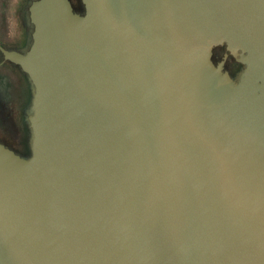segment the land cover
<instances>
[{"label":"water","instance_id":"95a60500","mask_svg":"<svg viewBox=\"0 0 264 264\" xmlns=\"http://www.w3.org/2000/svg\"><path fill=\"white\" fill-rule=\"evenodd\" d=\"M80 1L0 47L31 89L0 264H264V0Z\"/></svg>","mask_w":264,"mask_h":264},{"label":"flooded vegetation","instance_id":"af4514ba","mask_svg":"<svg viewBox=\"0 0 264 264\" xmlns=\"http://www.w3.org/2000/svg\"><path fill=\"white\" fill-rule=\"evenodd\" d=\"M28 2L29 0H0V47L22 51L27 45ZM224 52V47H216L214 58ZM229 58L226 61L227 68L235 75L240 64L235 61L230 64ZM30 98L31 89L27 76L17 64L5 58L0 48V143L22 155L30 153V131L26 120Z\"/></svg>","mask_w":264,"mask_h":264},{"label":"trees","instance_id":"16d2710c","mask_svg":"<svg viewBox=\"0 0 264 264\" xmlns=\"http://www.w3.org/2000/svg\"><path fill=\"white\" fill-rule=\"evenodd\" d=\"M71 2L73 4V6L75 7V9H79L80 10L82 8L81 7V1L80 0H71ZM229 59H230L229 63L230 64H233L232 58L230 57ZM236 66L238 67V64H236ZM240 67H241V64H240Z\"/></svg>","mask_w":264,"mask_h":264}]
</instances>
